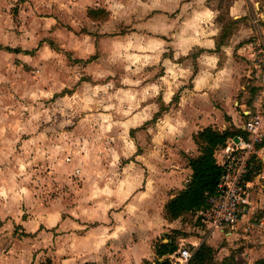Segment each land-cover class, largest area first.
Segmentation results:
<instances>
[{
  "label": "rangeland",
  "instance_id": "obj_1",
  "mask_svg": "<svg viewBox=\"0 0 264 264\" xmlns=\"http://www.w3.org/2000/svg\"><path fill=\"white\" fill-rule=\"evenodd\" d=\"M181 1L177 10L178 0H0V264L18 254L50 264L42 248L50 231L22 238L39 208L51 202L75 208L86 189L118 193V165L145 161L149 147L162 145L164 127L180 126L158 120L165 110L183 109L178 103L192 88L194 62L181 66L174 57L187 52L188 37L216 29L197 24L202 0ZM230 1L208 3L221 9L226 36L237 30L225 16ZM163 98L173 100L169 107ZM261 185L255 225L264 218ZM183 218L188 233L202 228L196 215ZM184 236H176L178 247L191 248ZM263 241L259 229L241 230L220 242L225 249H217L215 260L248 263ZM16 242L21 246L13 250Z\"/></svg>",
  "mask_w": 264,
  "mask_h": 264
},
{
  "label": "crops",
  "instance_id": "obj_2",
  "mask_svg": "<svg viewBox=\"0 0 264 264\" xmlns=\"http://www.w3.org/2000/svg\"><path fill=\"white\" fill-rule=\"evenodd\" d=\"M178 1L177 10L184 5ZM211 1L202 0L196 12L197 24L216 29L211 35L188 37L186 40L192 43L187 52L174 57L181 66H187L190 60L194 62L192 88L182 98L185 103H178L183 109L172 113L170 108L158 117L164 122L181 123L180 126L173 131L165 126L162 145L149 147L145 161L135 158L118 165V193H89L86 187L91 180L88 179L83 183L86 190L75 208L58 209L59 204L51 202L49 207L39 208L41 214L35 221L24 224L26 231L22 238L36 235L37 240L50 231V241L42 244V248H48L50 264H153L160 259L156 258L154 241L171 230L181 231L182 236L187 234L188 237L181 238L183 241L200 243L199 229L193 235L186 231L183 217L168 220L165 206L191 179L190 159L201 154L194 136L207 127L221 132L242 130L249 114L258 108L263 90L255 78L249 45L258 32H264V0H231L225 16L236 22L237 30L228 36L222 33L221 9L209 5ZM194 50L196 56L192 55ZM241 94L248 95V99ZM171 102L172 99H162L165 107ZM170 132L174 133L173 139ZM231 139L226 146L232 144ZM225 147L216 150L217 163L222 161ZM259 156L263 161L262 151ZM261 186V182L254 183L249 190L250 210L236 232L214 231L203 243L216 253L218 248L225 249L220 242H228L241 230L254 227L264 232V218L258 225L250 223L256 208L254 199L262 196ZM29 226L35 228L31 230ZM14 246L16 250L21 244L16 242ZM16 256L3 264H32L26 257L23 259L24 255ZM261 257L264 258V246L253 249L246 259L248 263L243 264H254ZM227 258L231 264L235 263L233 256L224 259Z\"/></svg>",
  "mask_w": 264,
  "mask_h": 264
},
{
  "label": "built area",
  "instance_id": "obj_3",
  "mask_svg": "<svg viewBox=\"0 0 264 264\" xmlns=\"http://www.w3.org/2000/svg\"><path fill=\"white\" fill-rule=\"evenodd\" d=\"M250 60L253 62L255 78L261 82L262 97L258 108L249 114L243 123L244 135L233 137L232 144L224 148L222 161L217 163L224 169L216 191L209 195L206 207L196 212L201 227L200 243H191V248L181 243L173 254L160 258L156 263L188 264L195 249L214 231L224 234L236 232L250 210V193L254 183L264 182V32H258L249 45ZM256 159L261 167L252 180L248 174ZM261 160V161H260Z\"/></svg>",
  "mask_w": 264,
  "mask_h": 264
},
{
  "label": "trees",
  "instance_id": "obj_4",
  "mask_svg": "<svg viewBox=\"0 0 264 264\" xmlns=\"http://www.w3.org/2000/svg\"><path fill=\"white\" fill-rule=\"evenodd\" d=\"M95 11L90 10L89 14ZM221 22V16H219ZM231 24H236L232 19H228ZM244 135L241 129L218 131L211 127H207L194 136L195 142L201 148V154L193 159H190V167L192 169V176L187 183L186 188L181 191L176 197L171 199L165 206L166 218L170 221L179 219L189 214H194L206 207L207 197L213 194L218 186V183L224 173V169L217 164L215 159V152L221 147H225L229 139ZM261 164L254 159L253 169L248 174V179L252 180L259 171ZM176 236L183 233L179 230H174ZM169 237L166 243L158 242L154 245L156 258L173 254L178 250L177 237ZM163 264H170L164 262ZM188 264H231V259H224L220 263L215 260V250L203 243L197 249ZM254 264H264V259L257 260Z\"/></svg>",
  "mask_w": 264,
  "mask_h": 264
}]
</instances>
